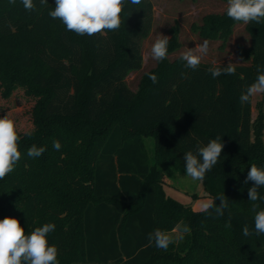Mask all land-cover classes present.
Masks as SVG:
<instances>
[{
	"label": "trees",
	"instance_id": "obj_1",
	"mask_svg": "<svg viewBox=\"0 0 264 264\" xmlns=\"http://www.w3.org/2000/svg\"><path fill=\"white\" fill-rule=\"evenodd\" d=\"M36 2L38 11L29 13L20 0H0V98L22 91L34 102L31 130L18 131L21 159L0 180V219L17 218L26 234L54 223L48 242L58 248L59 264H264V234L255 233L248 198L253 182L244 183L251 164L264 168V113L260 108L254 120L253 98L239 102L264 66V22L246 25L251 46L239 48L244 64L236 74L215 79L208 72L213 65L192 70L181 58L169 60L181 47L174 28L168 57L133 92L126 80L143 68L151 0L127 4L119 30L93 36L52 19L55 0L44 8ZM239 23L225 12L205 16L192 30L224 47ZM217 136L221 157L200 182L207 197L228 198L219 217L165 190L167 178L185 174L184 153ZM146 138L154 140L153 157ZM32 145L46 151L30 158ZM258 191L260 210L264 188ZM184 225L190 233L166 251L149 242L155 229L172 234Z\"/></svg>",
	"mask_w": 264,
	"mask_h": 264
},
{
	"label": "clouds",
	"instance_id": "obj_2",
	"mask_svg": "<svg viewBox=\"0 0 264 264\" xmlns=\"http://www.w3.org/2000/svg\"><path fill=\"white\" fill-rule=\"evenodd\" d=\"M17 0H9L15 5ZM143 0H55V6L48 12V15L59 20L67 31L77 35L93 36L104 34L107 31H117L124 22L122 14L127 4L140 5ZM25 11L31 13L38 11L36 0H20ZM41 8L49 5L48 0H38ZM131 13H129L130 15ZM226 15L235 22L261 23L264 22V0H227ZM170 38L159 34L150 49L151 59L160 62L168 57V45ZM209 53V42L207 40L198 43L194 48H187L181 53V59L185 67L192 70L199 68L202 60ZM215 79L221 75H235L234 63L229 62L226 67L213 66L208 69ZM256 80L246 87L239 97L241 105L251 102L253 97L264 94V66H257ZM149 78L153 83L158 82L154 74ZM21 136L18 132L15 121L8 115L0 116V180L12 173L21 159L19 141ZM53 147L59 151L62 147L59 140L53 141ZM224 148L222 137L217 136L210 140L205 146L197 147L196 152L184 153V167L186 177L192 181H203L209 172L219 161ZM46 151L45 147L32 145L27 152L30 158H38ZM253 182L248 189L249 201L253 202L252 210L254 215V229L257 235L264 234V209H259L256 201L262 199L259 193L264 188V168L251 164L245 184ZM220 203L217 206L216 201ZM229 207L228 198L221 194L215 198L206 197L199 202V211L211 214L215 211L217 217L223 216L224 210ZM54 223H45L36 227L30 234L25 233L19 220L6 216L0 219V264H59L58 248L49 245L48 234L55 230ZM190 227L184 225L178 239H183L189 234ZM248 225L243 227V235L251 236ZM150 243L157 248L167 250L169 245L175 242L174 237L168 232L155 229L148 234Z\"/></svg>",
	"mask_w": 264,
	"mask_h": 264
},
{
	"label": "rangeland",
	"instance_id": "obj_3",
	"mask_svg": "<svg viewBox=\"0 0 264 264\" xmlns=\"http://www.w3.org/2000/svg\"><path fill=\"white\" fill-rule=\"evenodd\" d=\"M154 6V24L150 36L143 42V68L140 71L131 73L126 82L128 87L137 92L142 78L150 71L156 68L157 61L151 59L150 49L159 34L172 37L170 33L174 28L179 29L180 49L168 58L171 62L181 58V53L187 48H194L203 39L199 34L193 32V25H201L202 20L208 15H222L226 12L227 3L221 0H151ZM246 25L239 23L235 26L232 36L227 44L223 47L221 41H209V53L202 60V64L221 66L228 65L229 62L234 66L243 65L244 63L238 56L239 48L248 49L251 46V38L246 31ZM34 102L27 100L22 91L14 93L9 100L0 98V116L8 115L12 118L19 132H29L32 128L30 120V111ZM260 108L264 113V94L253 97V119L256 120ZM146 148L151 157L154 154L153 138L145 139ZM167 194L177 201L190 205L193 210L199 211V202L206 198L205 188L200 181H192L185 174L176 173L167 178ZM181 230H176L171 235L175 242L178 239Z\"/></svg>",
	"mask_w": 264,
	"mask_h": 264
},
{
	"label": "crops",
	"instance_id": "obj_4",
	"mask_svg": "<svg viewBox=\"0 0 264 264\" xmlns=\"http://www.w3.org/2000/svg\"><path fill=\"white\" fill-rule=\"evenodd\" d=\"M198 211V210H197Z\"/></svg>",
	"mask_w": 264,
	"mask_h": 264
}]
</instances>
